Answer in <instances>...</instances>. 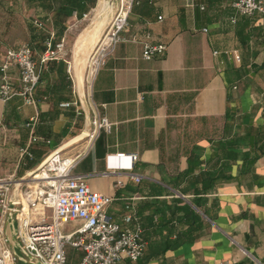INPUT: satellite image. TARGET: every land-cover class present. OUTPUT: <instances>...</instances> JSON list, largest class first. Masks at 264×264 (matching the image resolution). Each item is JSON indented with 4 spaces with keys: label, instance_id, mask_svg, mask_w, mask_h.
<instances>
[{
    "label": "crops",
    "instance_id": "0c3cea01",
    "mask_svg": "<svg viewBox=\"0 0 264 264\" xmlns=\"http://www.w3.org/2000/svg\"><path fill=\"white\" fill-rule=\"evenodd\" d=\"M115 1L85 0V9L63 15L55 39L64 37L70 68L62 58L42 63L34 104L19 95L0 99V175L26 174L86 130L60 152H80L72 171L111 196L106 209L113 219L120 222L132 206L144 248L121 264H264V17L241 14L229 0H138L129 30H148L153 41L165 42L164 52L145 59L139 43L120 41L88 90L84 62ZM61 5L68 6L0 0V60L22 42L37 58L41 27L31 21L45 20L42 29H51ZM82 19L88 22L66 49ZM7 71L17 78L16 65ZM31 115L36 119L25 125ZM101 115L108 129L93 128ZM24 145L30 155L19 157ZM79 223L64 221L61 229ZM70 250L79 258V249Z\"/></svg>",
    "mask_w": 264,
    "mask_h": 264
},
{
    "label": "built area",
    "instance_id": "2783aa9c",
    "mask_svg": "<svg viewBox=\"0 0 264 264\" xmlns=\"http://www.w3.org/2000/svg\"><path fill=\"white\" fill-rule=\"evenodd\" d=\"M138 0H116L112 12L90 48L82 73L83 84L90 89L94 76L106 57L120 41L137 42L140 56L150 58L162 54L166 44L153 41L148 30L141 33L129 30L127 17ZM241 14L257 13L264 17V0H229ZM88 12H83L86 17ZM233 20V17H230ZM203 29H205L203 27ZM52 32H49L51 35ZM44 48L35 58L30 45L22 42L7 47L0 60V99L19 95L23 102L34 104L33 90L39 78L40 65L49 59H64V37L55 41L43 40ZM213 53L216 50L212 51ZM238 59L235 50L231 51ZM68 71L70 63L64 59ZM17 67V78L8 74L9 65ZM69 102L61 101L60 106ZM35 115L25 120L31 126ZM93 128L108 129L110 121L104 115L92 120ZM3 124H0V128ZM92 128V129H93ZM30 155L27 145L18 148V156ZM122 155V152H117ZM134 153L128 154V159ZM80 152L51 155L44 164L31 174L0 175V264H15L17 259L8 247L4 235V220L10 208L16 227V238L25 252L37 264H63L64 248L71 245L81 251L76 264H121L122 259L135 261L143 252L142 228L134 215L132 206H126L120 222L107 212L111 196L92 189L81 174L72 168ZM135 180L139 174L129 172ZM120 180H116L119 184ZM16 200L9 207L10 200ZM38 205L47 207L38 211ZM38 216L32 217V213ZM79 219L80 223L70 231H62L61 223Z\"/></svg>",
    "mask_w": 264,
    "mask_h": 264
},
{
    "label": "water",
    "instance_id": "95a60500",
    "mask_svg": "<svg viewBox=\"0 0 264 264\" xmlns=\"http://www.w3.org/2000/svg\"><path fill=\"white\" fill-rule=\"evenodd\" d=\"M85 135H87V131L82 130L79 133L71 136L70 138L65 140L63 143H61L59 146H57L53 150H51L47 155H45V157H43V159L41 161H39V163L34 168L29 170L26 174L28 175V174H31L32 172L36 171L37 169H39L44 164V162L51 155L60 152V150L62 148H64L67 145L75 142L76 140L82 138ZM14 202H16V200H14V199L10 200L9 201V207H11V205ZM4 235H5L9 249L15 255L17 260L21 261L22 264H37L36 262H34L31 259L30 255H28L25 252V250L21 247L20 243L18 242V240L16 238L15 221H14L13 214H12L10 208H8L6 216H5V220H4Z\"/></svg>",
    "mask_w": 264,
    "mask_h": 264
},
{
    "label": "trees",
    "instance_id": "16d2710c",
    "mask_svg": "<svg viewBox=\"0 0 264 264\" xmlns=\"http://www.w3.org/2000/svg\"><path fill=\"white\" fill-rule=\"evenodd\" d=\"M83 1L85 0H66V5H61L58 8L53 9V16L54 19L52 21V27L51 29H48L47 31H44L42 29L44 21L45 20H40L35 18V20L31 21L30 26H34V27H41L39 28V32L41 33L40 36V42H41V47L39 51H42L44 48L43 45V40L47 37H50L51 41H55V37L60 34L64 28V24L61 21L63 15H66L69 12V9H75L77 12H80L81 10L85 9L87 7V5H85L83 3ZM88 3H92L93 0H87ZM68 8V10H67ZM51 30L52 34L49 35V31ZM33 54V51H32ZM50 60V59H49ZM48 61V60H47ZM74 248L71 245H66L64 248V261L63 264H76L78 258H77V254L75 252H73V250L71 251L70 248Z\"/></svg>",
    "mask_w": 264,
    "mask_h": 264
},
{
    "label": "rangeland",
    "instance_id": "374dc122",
    "mask_svg": "<svg viewBox=\"0 0 264 264\" xmlns=\"http://www.w3.org/2000/svg\"><path fill=\"white\" fill-rule=\"evenodd\" d=\"M104 5V1H102L101 2V4H100V6L102 7ZM88 22V19H85V20H78V21H76L73 25H72V27H71V29H70V31H69V37H68V39L66 40V44H65V47H66V49H68V47H70L71 46V44H72V41H73V39L77 36V34L82 30V28H83V26H85V24ZM68 51V50H67ZM42 209H46V212H48L49 211V209L47 208V207H43V206H39L38 205V211H42ZM37 217L38 216V212H34V213H32V217ZM15 264H22V262L21 261H19V260H17L16 261V263Z\"/></svg>",
    "mask_w": 264,
    "mask_h": 264
},
{
    "label": "bare ground",
    "instance_id": "6f19581e",
    "mask_svg": "<svg viewBox=\"0 0 264 264\" xmlns=\"http://www.w3.org/2000/svg\"><path fill=\"white\" fill-rule=\"evenodd\" d=\"M104 15V14H103ZM105 19V18H104ZM95 35V34H94ZM79 40V39H78ZM82 58V57H81ZM79 70V69H78ZM78 74V73H77ZM76 80H77V78H76ZM78 82V81H77ZM78 87H79V85H78Z\"/></svg>",
    "mask_w": 264,
    "mask_h": 264
}]
</instances>
